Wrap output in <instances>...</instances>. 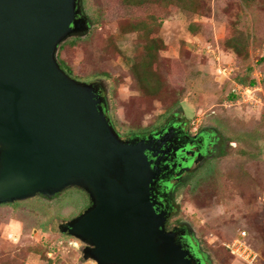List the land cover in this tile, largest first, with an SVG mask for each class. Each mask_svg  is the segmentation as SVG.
Listing matches in <instances>:
<instances>
[{
	"label": "rangeland",
	"instance_id": "1",
	"mask_svg": "<svg viewBox=\"0 0 264 264\" xmlns=\"http://www.w3.org/2000/svg\"><path fill=\"white\" fill-rule=\"evenodd\" d=\"M81 7L91 28L59 47L58 62L72 79L105 89L122 140L172 118L191 134L215 131L216 150L180 186L170 225L187 224L209 264H245L226 248L242 234L264 264V0ZM89 205L83 191L69 189L0 206V264H96L59 231Z\"/></svg>",
	"mask_w": 264,
	"mask_h": 264
},
{
	"label": "water",
	"instance_id": "2",
	"mask_svg": "<svg viewBox=\"0 0 264 264\" xmlns=\"http://www.w3.org/2000/svg\"><path fill=\"white\" fill-rule=\"evenodd\" d=\"M86 20L81 0H0V206L77 189L90 207L59 231L85 246V260L192 264L167 230V194L159 203L152 193L159 180L149 158L153 138L171 128L122 140L101 86L60 67L59 47L86 35Z\"/></svg>",
	"mask_w": 264,
	"mask_h": 264
},
{
	"label": "flooded vegetation",
	"instance_id": "3",
	"mask_svg": "<svg viewBox=\"0 0 264 264\" xmlns=\"http://www.w3.org/2000/svg\"><path fill=\"white\" fill-rule=\"evenodd\" d=\"M82 16H84L83 11ZM99 95L101 98H104L106 102L107 115L108 104L104 88H100ZM169 128L172 130L170 136L166 138H162L163 136L153 138V145L156 149V157L149 158L156 164L159 180L154 185L152 193L154 194L156 201L159 203L162 202V199L160 198L162 193H166L168 195H166L164 199L165 202L163 203L162 208L164 211H168L170 213L167 230L176 234L177 242L182 245L184 250L189 252L188 258L191 263L209 264L205 254L199 249L191 228L185 223L170 225V220L176 211L175 196L180 186L183 185L193 175L200 164L205 161L206 158L211 157L216 150V134L212 129L205 131L202 130L197 134H191L190 131L185 129V124L182 123L180 119L172 118L158 131L142 135L139 138L147 139L150 135L162 130L164 131L163 135H165L167 129ZM160 138H162L161 141H159ZM198 154L201 155L198 156ZM181 170H184L183 174L181 176H177V173ZM162 177L164 178L162 179Z\"/></svg>",
	"mask_w": 264,
	"mask_h": 264
},
{
	"label": "built area",
	"instance_id": "4",
	"mask_svg": "<svg viewBox=\"0 0 264 264\" xmlns=\"http://www.w3.org/2000/svg\"><path fill=\"white\" fill-rule=\"evenodd\" d=\"M249 92V89H248ZM227 250L233 255L235 258H238L239 261L245 264H258L259 256L254 251H252V255L249 254V250H251L250 246H248L246 242V237L244 234L240 238L234 239L230 244L226 245ZM251 257V258H249Z\"/></svg>",
	"mask_w": 264,
	"mask_h": 264
},
{
	"label": "trees",
	"instance_id": "5",
	"mask_svg": "<svg viewBox=\"0 0 264 264\" xmlns=\"http://www.w3.org/2000/svg\"><path fill=\"white\" fill-rule=\"evenodd\" d=\"M60 67L68 74V75H71L70 73H69V71L68 70H65V68H64V66L60 63ZM253 84V83H252ZM228 251V250H227ZM229 252V251H228ZM229 254H230V252H229ZM230 256L231 257H234L233 255H231L230 254Z\"/></svg>",
	"mask_w": 264,
	"mask_h": 264
}]
</instances>
